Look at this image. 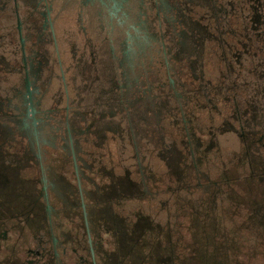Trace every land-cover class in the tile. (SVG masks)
Instances as JSON below:
<instances>
[{"label": "flooded vegetation", "instance_id": "1", "mask_svg": "<svg viewBox=\"0 0 264 264\" xmlns=\"http://www.w3.org/2000/svg\"><path fill=\"white\" fill-rule=\"evenodd\" d=\"M0 264H264V0H0Z\"/></svg>", "mask_w": 264, "mask_h": 264}]
</instances>
